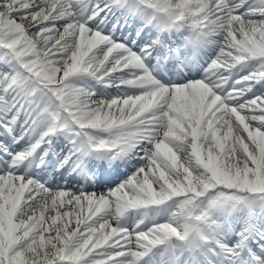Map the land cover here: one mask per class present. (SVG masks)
<instances>
[{
    "label": "snow or ice",
    "instance_id": "obj_1",
    "mask_svg": "<svg viewBox=\"0 0 264 264\" xmlns=\"http://www.w3.org/2000/svg\"><path fill=\"white\" fill-rule=\"evenodd\" d=\"M0 264H264V0H0Z\"/></svg>",
    "mask_w": 264,
    "mask_h": 264
}]
</instances>
